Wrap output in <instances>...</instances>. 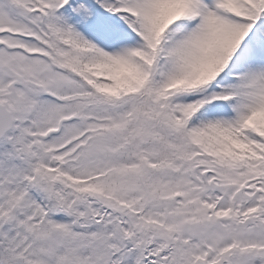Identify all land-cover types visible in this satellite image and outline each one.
I'll use <instances>...</instances> for the list:
<instances>
[{
  "label": "snow or ice",
  "instance_id": "6c2138e0",
  "mask_svg": "<svg viewBox=\"0 0 264 264\" xmlns=\"http://www.w3.org/2000/svg\"><path fill=\"white\" fill-rule=\"evenodd\" d=\"M0 264H264V0H0Z\"/></svg>",
  "mask_w": 264,
  "mask_h": 264
}]
</instances>
